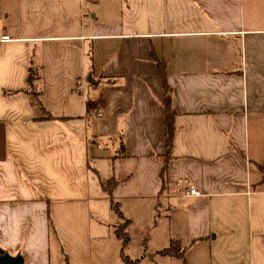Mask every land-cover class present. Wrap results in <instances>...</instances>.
Instances as JSON below:
<instances>
[{
	"label": "crops",
	"instance_id": "1",
	"mask_svg": "<svg viewBox=\"0 0 264 264\" xmlns=\"http://www.w3.org/2000/svg\"><path fill=\"white\" fill-rule=\"evenodd\" d=\"M4 35L0 250L264 264V0H0Z\"/></svg>",
	"mask_w": 264,
	"mask_h": 264
},
{
	"label": "trees",
	"instance_id": "2",
	"mask_svg": "<svg viewBox=\"0 0 264 264\" xmlns=\"http://www.w3.org/2000/svg\"><path fill=\"white\" fill-rule=\"evenodd\" d=\"M165 97H164V104H163V108H164V132H165V147H166V152L170 149V143H171V138L173 136V125H172V119H173V114L171 112V110L169 109V102H168V91L166 89L165 92ZM164 167L165 164L163 165V169L162 172H164ZM111 185V183L109 184V182L106 184L105 188L107 189L109 186ZM104 188V189H105ZM110 208L114 211V213L120 217V213H119V209L117 208L116 204L111 202L110 203ZM126 222L122 221L121 225H119L116 230H115V235L117 238L120 239L121 241V251L122 249L126 246L128 238L124 232V228H125ZM173 251H171V247L167 248V250L162 251V253L167 254V253H172ZM123 262L124 264H131V262L129 260H127L126 258L123 257Z\"/></svg>",
	"mask_w": 264,
	"mask_h": 264
},
{
	"label": "built area",
	"instance_id": "3",
	"mask_svg": "<svg viewBox=\"0 0 264 264\" xmlns=\"http://www.w3.org/2000/svg\"><path fill=\"white\" fill-rule=\"evenodd\" d=\"M1 41H4V42H8L10 41L8 36L4 35V36H1L0 38ZM86 84L85 80L83 79H77L75 81V90L77 91H80L83 86ZM87 114L90 116V117H96V118H100L101 117V113L98 111V110H95V109H91L87 112ZM186 196H198L199 195V192L196 191V189H194L193 187L189 186L186 190Z\"/></svg>",
	"mask_w": 264,
	"mask_h": 264
},
{
	"label": "water",
	"instance_id": "4",
	"mask_svg": "<svg viewBox=\"0 0 264 264\" xmlns=\"http://www.w3.org/2000/svg\"><path fill=\"white\" fill-rule=\"evenodd\" d=\"M88 82H92L91 78L87 79ZM0 264H22V258L17 256H9L3 250H0Z\"/></svg>",
	"mask_w": 264,
	"mask_h": 264
}]
</instances>
